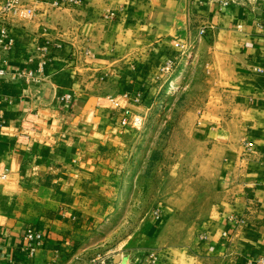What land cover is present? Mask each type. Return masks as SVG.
I'll return each mask as SVG.
<instances>
[{
  "label": "crops",
  "instance_id": "1",
  "mask_svg": "<svg viewBox=\"0 0 264 264\" xmlns=\"http://www.w3.org/2000/svg\"><path fill=\"white\" fill-rule=\"evenodd\" d=\"M7 22L14 44L0 79V96L11 98L0 121V264H88L96 255L87 250L106 248L100 254L113 264L144 263L151 249L158 264H249L264 255V0H23ZM46 43L38 78L14 76ZM198 63L210 86L186 113L190 161L182 165L179 153L173 189L159 187L137 227L105 245L102 204L118 223L149 109ZM29 226L45 234L33 254Z\"/></svg>",
  "mask_w": 264,
  "mask_h": 264
},
{
  "label": "rangeland",
  "instance_id": "2",
  "mask_svg": "<svg viewBox=\"0 0 264 264\" xmlns=\"http://www.w3.org/2000/svg\"><path fill=\"white\" fill-rule=\"evenodd\" d=\"M208 78L201 64H194L178 88L164 87L158 93L155 104L149 109L146 140L142 156H138L139 168L135 174V186L132 195L118 209L121 216L118 223L114 218L110 219V213L115 212L112 211L110 203L102 204L103 213H107L97 224L100 233L97 236H101L105 245L109 246L118 237L125 236L126 231L137 227L141 219L158 204L161 194L159 187L173 189L174 181L180 177L173 174L174 169H177L174 168V162H180L179 153L183 154L182 165L190 161L188 150L191 142L188 134L184 133L190 127L186 113L200 107L205 100L210 86ZM183 172L187 174V170ZM183 238L189 239V235ZM87 251L89 257L101 253L98 250Z\"/></svg>",
  "mask_w": 264,
  "mask_h": 264
},
{
  "label": "built area",
  "instance_id": "3",
  "mask_svg": "<svg viewBox=\"0 0 264 264\" xmlns=\"http://www.w3.org/2000/svg\"><path fill=\"white\" fill-rule=\"evenodd\" d=\"M23 0H0V79L7 76V54L10 49L13 47L14 41L10 35L8 22H7V13L12 12L16 13L17 9L20 8V5ZM49 3H56L58 0H42ZM74 1V0H73ZM223 5L228 4V0H220ZM26 13H30L31 9L28 7L23 8ZM115 13L109 12L105 17H113ZM200 33H204V29H200ZM40 51L39 60L35 63V65L29 69L17 71L14 73V76L23 79L25 82L35 81L38 78V75L43 72L44 66L48 61V48L47 43L38 47ZM173 68V62L169 61L163 66H161L160 71L161 73H167L171 71ZM256 71H261L260 68H255ZM64 100H67L66 96L62 97ZM134 101L139 102L141 100V95L139 93L135 94ZM11 103V98L9 96H0V121L3 120L5 115V108L7 105ZM124 114H130L129 108L123 109ZM135 123L139 122L138 118L134 119ZM75 218V215L72 216ZM45 234L34 229L33 227L29 226L25 228L24 231V239L26 240V245L29 254H33L34 251L41 246L42 242L44 241ZM146 261L138 262V264H158L162 259V256L159 251L157 250H149L146 252ZM88 264H113L111 262V256L107 254H97L96 256L92 257ZM249 264H264V255L258 257Z\"/></svg>",
  "mask_w": 264,
  "mask_h": 264
}]
</instances>
